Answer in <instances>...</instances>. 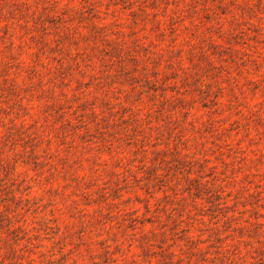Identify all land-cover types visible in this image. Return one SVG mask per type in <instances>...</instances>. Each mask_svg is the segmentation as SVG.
<instances>
[{
    "label": "rangeland",
    "instance_id": "obj_1",
    "mask_svg": "<svg viewBox=\"0 0 264 264\" xmlns=\"http://www.w3.org/2000/svg\"><path fill=\"white\" fill-rule=\"evenodd\" d=\"M0 264H264V0H0Z\"/></svg>",
    "mask_w": 264,
    "mask_h": 264
}]
</instances>
